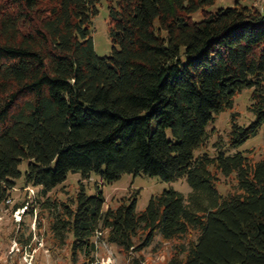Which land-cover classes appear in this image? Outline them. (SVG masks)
<instances>
[{"label": "trees", "instance_id": "obj_1", "mask_svg": "<svg viewBox=\"0 0 264 264\" xmlns=\"http://www.w3.org/2000/svg\"><path fill=\"white\" fill-rule=\"evenodd\" d=\"M216 1L114 0L111 53L99 58L90 35L99 0H0V204L22 161L24 184L43 197L69 173L105 184L184 178L191 191L165 189L140 212L136 195L104 211L97 185L47 200L52 236L70 240L72 261L93 259L95 237L138 254L157 237L194 233L167 264H264V160L235 151L264 129V9L205 10ZM245 90L254 120L232 121L213 156L196 154ZM212 170L233 177L236 192L221 196Z\"/></svg>", "mask_w": 264, "mask_h": 264}, {"label": "rangeland", "instance_id": "obj_2", "mask_svg": "<svg viewBox=\"0 0 264 264\" xmlns=\"http://www.w3.org/2000/svg\"><path fill=\"white\" fill-rule=\"evenodd\" d=\"M113 2L114 0H99L96 5L97 15L91 19L90 35L93 50L99 58L107 57L111 53L107 13L108 5H112ZM235 5L263 10L264 0H217L214 6L205 10L213 12ZM201 16V12H198L192 18L200 20ZM249 97L250 90L241 92L233 98L232 109L214 117L215 121L206 127L210 134L209 138L196 154L208 153L213 156L216 151L214 146L226 143L232 121L235 120L239 126H247L254 120L248 111ZM235 151L242 152L253 162L264 160V129ZM27 165V161L20 163L18 166L20 178L13 181L15 185L9 191V201L0 204V264H167L176 251L175 247L195 240L194 233L167 242L157 237L149 248L134 254L123 253L115 246L95 237L93 242H96V252L93 259L79 256L72 261L69 251L70 240L65 246H59L52 236L50 231L52 212L46 210L43 205L47 200L65 203L75 197L80 186H83L87 194L93 195L94 186L97 185L104 195V211L108 208L115 209L136 195V210L140 212L146 208L152 196L160 195L165 189H172L187 196L191 191L186 180L180 178L175 182L164 183L154 177L143 175L132 177L124 174L119 181L105 184L96 175L84 181L80 179L79 174L69 173L64 183L43 197L39 194L38 188L24 184ZM214 174L218 178L216 190L221 196L236 192L233 177L225 178Z\"/></svg>", "mask_w": 264, "mask_h": 264}]
</instances>
